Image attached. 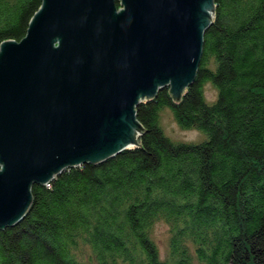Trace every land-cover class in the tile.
Masks as SVG:
<instances>
[{
  "label": "trees",
  "instance_id": "trees-1",
  "mask_svg": "<svg viewBox=\"0 0 264 264\" xmlns=\"http://www.w3.org/2000/svg\"><path fill=\"white\" fill-rule=\"evenodd\" d=\"M214 3L182 100L165 85L137 104L143 147L34 183L26 215L0 229V264H264V0ZM42 4L0 0V45L22 40ZM166 107L207 139L173 140Z\"/></svg>",
  "mask_w": 264,
  "mask_h": 264
},
{
  "label": "water",
  "instance_id": "water-1",
  "mask_svg": "<svg viewBox=\"0 0 264 264\" xmlns=\"http://www.w3.org/2000/svg\"><path fill=\"white\" fill-rule=\"evenodd\" d=\"M214 17V0H43L0 45V229L34 183L143 147L137 104L165 85L182 100Z\"/></svg>",
  "mask_w": 264,
  "mask_h": 264
},
{
  "label": "rangeland",
  "instance_id": "rangeland-1",
  "mask_svg": "<svg viewBox=\"0 0 264 264\" xmlns=\"http://www.w3.org/2000/svg\"><path fill=\"white\" fill-rule=\"evenodd\" d=\"M206 95L208 99H215L217 97V90L211 82L206 85ZM161 125L165 133L173 140H180L186 142H202L207 139V133L199 128H184L176 120L173 110L166 107L162 113ZM1 168V165H0ZM155 235L160 245L163 255L166 253L168 240V226L164 222H159L155 228Z\"/></svg>",
  "mask_w": 264,
  "mask_h": 264
}]
</instances>
